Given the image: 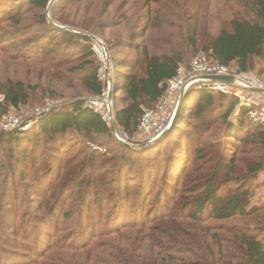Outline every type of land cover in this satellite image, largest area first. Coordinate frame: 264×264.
Returning a JSON list of instances; mask_svg holds the SVG:
<instances>
[{"label": "trees", "instance_id": "16d2710c", "mask_svg": "<svg viewBox=\"0 0 264 264\" xmlns=\"http://www.w3.org/2000/svg\"><path fill=\"white\" fill-rule=\"evenodd\" d=\"M51 1L28 0L31 10L26 13L31 12L32 16L27 22L26 13H23L25 0H10L6 9L0 12V21H9L19 35L44 28L50 29L48 34L56 31L57 37L61 39L57 47L64 46L62 54L58 49L51 52L42 50L38 54L46 56L47 60L39 61L41 68L33 89L36 85L41 88L48 83L54 88L53 91H57V85H65L66 76L75 74L76 78H71L76 79V82H72L73 88L78 86L88 96H103L105 84L99 74L102 63L93 47L91 36L84 31L79 34L51 27L46 15ZM100 1L92 0L83 9V0H76L73 12L67 13L70 11L67 9L66 14L62 15L54 9L53 19L62 25L102 35V30L117 24L114 20L105 24L99 22L102 12ZM131 1H123L124 6L121 7L127 10V20L134 28V36L129 41L123 40L118 46L133 49L137 57L117 60L119 67H127L129 70L121 75V82L117 86V92L121 91L123 96L122 106L114 116V125L130 139L137 133L146 111L157 107L165 96L169 81L176 77L179 67L188 64L199 52L206 54L215 64L235 68L241 73L256 71L259 78L264 77V63L257 68V61L264 60V0ZM65 3L68 5V0ZM221 4L226 6L220 8ZM44 38L49 41L47 35ZM1 39L3 34L0 33V43ZM46 51L49 54L55 51L52 54L55 56L47 55ZM31 85L32 82L24 78L5 77L0 80V95L4 96V100L0 101V119L11 108L31 102ZM191 97L190 94L186 98L185 110L191 105ZM238 104L239 100L233 95L227 100L222 95L217 104L214 94L202 90L198 92L197 104L187 115L180 112L174 125L175 130H184L178 122L181 119L190 129L198 131L201 125L204 128L206 124L215 123L214 117L218 115L224 125L226 141L233 138L244 143L230 161L216 158L215 146L210 145L206 139L194 140L190 136H182L186 144L181 140L164 144L169 138L168 133L153 145L120 144L114 139L112 126L103 115L86 106L83 100L76 99L71 106L46 114L39 123V135L51 146L49 152L42 153L47 160L56 163L51 162V169L38 166L40 149L37 146L32 149L33 158L23 161L19 169L22 179L34 180L32 185H28L30 190L36 189L35 179L41 188L39 177L43 173L52 182L60 181L58 190L49 192V198L41 190L38 191L39 196L45 199L40 210L44 209L53 215L61 207L64 209L68 204L65 195L70 193L75 183L76 188L85 186L80 197L81 203L88 205L87 208L97 207L102 210L107 205L104 195L109 192L108 180L111 175L108 167L113 159L107 162L98 156L99 152H90L79 164H73L87 150L89 152L86 147L88 143L100 137H111L117 146L119 154L115 157L122 161L123 167H117L115 174L120 177L119 184L122 185L119 189L124 194L121 197L124 202H121L117 211L118 206L113 205L105 218L69 216V213L61 212L62 216H29L19 222L18 216H0L2 223L14 229L12 232L5 231L9 238L7 241L14 244L13 248L0 246V264H24L20 257L24 258V254L19 251L25 250L44 257L52 245V234L58 229L60 220L65 218L69 221L74 217L77 221V229L71 232V241L74 243L77 240L83 241L78 236L81 230L90 234L86 240L95 238L97 225L102 223L103 218L105 230L98 236H117L116 246L112 241L105 244L98 242L97 247L88 250V261L84 264H264V202L253 203V196L247 188L264 173V123L249 119V110L243 108L239 124H232L229 117ZM25 142L40 143L17 132L3 131L0 134V147L13 143L24 145ZM219 145H222L221 141ZM154 146L157 150L152 153L155 161L151 168L148 169L144 161L142 166L136 165L140 175L135 168H131L133 175L125 170L133 165V161H138L142 152H148L150 157V149L153 150ZM76 148L81 153L76 154L75 159L70 156L63 162L64 155L72 153ZM8 153L13 159L15 154L10 150ZM244 153H251V157L257 159L242 166L243 172H237L242 165L241 156ZM161 157L166 160L161 162ZM191 159L198 163L194 168L190 166ZM30 166L32 170H29ZM10 169L13 174L16 172L13 164ZM159 183L163 189L156 194ZM229 183L236 186L220 195L223 185ZM86 191L88 195L92 193L91 200L83 198ZM154 194L155 216H150L146 207L151 197L153 200ZM117 195L113 198V204ZM130 204L132 210L127 211L126 206ZM30 219L39 225L31 228ZM85 220L95 221V225H84ZM128 225L131 226L129 232L121 233ZM29 240L32 241L30 247L27 242ZM90 240L81 247L88 249Z\"/></svg>", "mask_w": 264, "mask_h": 264}, {"label": "rangeland", "instance_id": "374dc122", "mask_svg": "<svg viewBox=\"0 0 264 264\" xmlns=\"http://www.w3.org/2000/svg\"><path fill=\"white\" fill-rule=\"evenodd\" d=\"M26 2L23 3V13L25 14L27 11L29 12L31 10L28 0H25ZM92 0H83V7H86V4L90 3ZM123 1L127 0H101L100 3H96V7L99 3V8H102V12L100 13L99 22L105 24L106 22H109L110 20H114L115 27L112 28H106L102 30L103 34H91L92 31H86L81 29H75L72 26L69 25H62L61 23L55 22L53 19V10L55 9L58 11L59 14H66V10L69 9L70 11L67 13H70L72 10H74L76 6V0H68L69 4L67 5L65 3V0H52L50 3V8L46 10V15L48 17V22L51 24V27H54L55 29H63L64 31H70V32H83L85 34H88L91 39V42L93 44V47L96 51V49L100 50L101 53L97 52L99 55V58L102 63V68L100 69V77L105 84V92L103 96L96 97V96H88L83 92L81 88L77 86V88H73V83L76 82V75H68L66 76V83L65 85L62 84L60 87L57 85L58 89L57 91H53L54 88L50 87L48 83H45V87L37 88V85L35 89H33V86L37 84L38 80V74L40 72L41 65L39 64L40 60H47L43 55H39L42 50H49L51 52L53 49L60 50L59 53L62 54V48L57 47L61 44V39L57 37L56 31L53 32V34H48L47 32L50 31V29H33L32 32L26 34L23 33V35H19L16 32V29H12L13 27L10 26L9 21H0V33L3 34V39H1L0 46L2 48V51L0 52V80L4 79L5 77H14V78H24L27 79L28 82H32V85L30 87V90H32V99L29 104L20 105L18 108H11L7 114H5L0 119V134L3 131L6 132H17L18 134L23 135L26 138H32L35 139L36 142H40L38 144L25 142L24 145L20 144H11V145H3L0 147V216H18V221L21 222L24 218H28L29 216H62L61 212H65V214L69 213V216H104V218L108 215V213L113 209V205L118 206L116 211L120 209L121 202H124V200L121 197H124V194L122 193V190L119 189L121 185L119 184L120 177L118 178V175L115 174V171L117 170V167L122 168L123 164L122 161L118 160L116 157L119 154L117 150V146L115 145V142L111 137H100L97 138L94 142L88 143L86 146L87 149L89 148V152L82 155L81 159L78 161H74L75 164H79L81 160H83L90 152H99L98 156H100L101 159L108 160L113 159L110 162V165L108 167V170L110 172L109 177V192L106 195H104L105 202L107 205H105L102 210L97 209L95 207L94 209L87 208L88 205H83L81 203V197L80 195L82 192H84L85 186L76 188L75 185L77 183L73 184V188L71 189L70 193L65 195L67 197V205L63 209V207L60 208L55 214L49 215V213L40 208L43 206V202L45 199H42L41 196H39V190H41L44 196L48 195V198L50 197L49 192H51L53 189L58 190V185L60 184V181L54 180L52 182V179L46 177V173H43L39 177V182H41V188L38 185L37 179H35L36 189L30 190L28 185H32L34 183V180L32 178L22 179L19 173V169L22 168L23 161H27L31 158H33L32 149L35 147H39V156H38V166H47V168H50L51 162L56 163L55 161H49L46 159V157H43L44 151H50L48 148H50L46 143V140L44 137L40 136L39 132V123L43 119V117L55 109L65 108L67 106H71V103L78 99L83 100L85 102V105L88 107H92L98 112H100L103 117L109 118L111 117L114 121V116L117 112V110L122 106V96L123 93L117 92V86H119V83L121 82V75L127 72L129 69L127 67H119V64L117 63V60L122 59H135L136 53L133 49H130L129 47H121L118 46L122 43L123 40H128L132 36H134V28L129 24L127 20V10L126 8H123L121 6H124ZM224 1V0H223ZM10 0H0V12H2L6 7L10 4ZM133 3V0L131 1ZM225 2V1H224ZM108 3V5H107ZM110 4V6H109ZM109 6V7H108ZM226 6L225 4H221L220 8H223ZM230 7L229 5H227ZM85 7L83 9H85ZM108 7V9H107ZM121 7V8H120ZM226 9V8H225ZM108 13H106V11ZM73 12V11H72ZM99 12V10H98ZM30 14V15H29ZM26 20L27 22L29 17L32 16V13H26ZM129 17V15H128ZM31 19V18H30ZM95 22V21H94ZM91 32V33H88ZM43 33H46L44 35H41ZM80 34V33H79ZM48 36L49 41H46L44 36ZM33 37V39H32ZM6 39V40H4ZM33 40V41H32ZM97 40L102 41L103 47H105L102 50V46H100L99 42ZM134 40V39H133ZM3 42V43H2ZM111 42V43H110ZM137 43L138 41H134ZM53 44V45H51ZM110 44H113L115 47H111ZM116 44V46H115ZM64 50V49H63ZM71 51V50H70ZM55 52V51H54ZM53 52V53H54ZM107 55H105V53ZM53 53H48L46 51L47 55H52ZM104 54V55H101ZM103 56V57H102ZM198 56H205L206 57V64L210 66H215L216 64L211 62L206 54L203 52L197 53L193 58L190 59L188 64H182V74L185 77H182L184 81L189 80L190 78L196 77L200 75V72H197L196 70H193V65L197 59ZM257 68L264 63V60H258L257 61ZM228 74H237L241 75L242 73L238 72L235 68L228 69ZM247 77L257 78L259 81L264 83V77L259 78L256 71H251L249 73H244ZM215 81V80H214ZM69 84H71L69 86ZM212 82L207 81H199L198 84L193 85L191 89H187L186 92L183 94V96L179 97V101L175 104H172L170 102H167L163 109L160 111L157 107L153 108V110H150L151 117L145 122V126L148 129V131H145L146 129L143 128V132L140 135L133 136V140H127L125 139V143L121 142L117 139L116 135L122 136L124 133L120 132L118 128L112 124L111 126H115V130H113V136L114 139L117 142H120V144H129V146L138 145V144H145L148 143L150 138H155L150 145L155 144L156 141H158L161 137L169 134V138L166 139L164 144H170L172 141L181 140L184 144L186 142L183 140L182 136H190L194 140L195 139H202L207 140V142L215 146V151L218 157L216 158H223L227 161H230V159L234 156L236 151L240 148V146H243L244 143L237 142L233 138H230V141H226V136L223 133V123L222 120L219 118V116H215V123L206 124L203 128V125L199 126V130L196 131L195 129H190L186 122L182 123V120H178L179 124L183 126L184 130L182 129H174L175 122H177V118L180 112H184L185 115L188 114L191 108H193L197 102H198V92L202 90H208L212 94H214L217 98V104L219 103L220 97L222 95L225 96V99L227 100L231 95L235 96L239 100V104L235 111L230 115L229 120L232 124H239L240 121V115L242 112V109H247L251 111L255 106L256 102H259L260 97L258 96H252L248 91L243 90L239 87L237 88H229V92H223L220 90L212 89L213 85H211ZM235 90H239V96L235 95ZM192 95L191 99V105L189 106L188 110H185L187 107L186 98L188 95ZM240 96H244L243 99H241ZM184 97V102L181 105L180 111L178 115L177 108L180 103V99ZM4 100V96L0 95V101ZM254 102H252V101ZM241 101H243V105H241ZM224 102V101H223ZM159 111V112H157ZM249 113V112H248ZM177 116V117H176ZM176 117V119H174ZM249 118V115H248ZM181 122V123H180ZM40 134V135H39ZM160 134V135H159ZM36 135L37 138L35 137ZM157 136V137H156ZM44 138V139H43ZM123 138V137H121ZM219 141H221L222 145H219ZM182 143V144H183ZM208 145V144H207ZM211 147V146H210ZM154 149H150V157H148V152L144 154L142 152L139 156L140 158L138 161H133L132 166L130 168H125L127 172H131L133 175L134 173L131 171V168L137 170V173L140 175V171L137 168L136 165L142 166L145 161V166L149 169L152 167L154 160L153 151H156L157 148L154 146ZM81 149V148H79ZM8 150L11 151V153H14L15 156L13 159L9 157ZM77 148L75 151L68 155H64L63 162H66L70 156H73V159L77 156L76 154L81 153V151L77 152ZM82 150V149H81ZM52 152V151H51ZM164 153V152H163ZM170 154V152H168ZM79 156V155H78ZM116 156V157H115ZM165 156V155H163ZM257 157H251V153H244L241 156V166L239 169H237V172H243L241 170V167L248 164L250 160H255ZM166 160V158L161 157V162ZM108 162V161H107ZM137 162V163H136ZM13 164L15 167L16 172L13 174L10 169V165ZM190 166L193 168L198 164L197 162H194V159L190 160ZM163 168H164V164ZM33 167L30 166L29 170H32ZM129 170V171H128ZM146 170V169H145ZM145 172V177L148 178L147 172ZM114 173V174H113ZM122 178V177H121ZM117 182V183H116ZM112 185V186H111ZM163 185V184H162ZM236 184L229 183L226 185H223L222 191L219 193L220 195L225 194L227 191L231 190L233 187H235ZM107 188V187H106ZM105 188V189H106ZM247 188L250 190L251 195L253 196V203H262L264 202V173L260 175V177L253 183L247 186ZM163 189V187L160 188V183L158 186V189L155 191V193L159 194L160 190ZM91 190V189H89ZM87 190V191H89ZM84 194L83 198L87 199L90 198V200L93 198L91 195H88V192ZM125 192V189H123ZM75 192V193H74ZM126 193V192H125ZM118 194V195H117ZM156 194L153 195L148 201V205L146 207V212H149L150 216H155L154 214V198ZM117 195L116 202L113 204V198ZM122 195V196H121ZM91 196V197H90ZM162 196V195H161ZM111 200V201H110ZM153 201V202H152ZM162 202V201H161ZM105 203V204H106ZM134 203V200L132 199V203ZM127 205L126 209L127 211L132 210V205ZM161 213V212H160ZM34 218V217H32ZM31 218V219H32ZM104 218L102 219V223H99L97 226V236L99 233L105 230V227L103 225ZM30 219V220H31ZM37 221H30V226H37L35 224ZM95 222V221H94ZM93 221L85 220L84 225L89 224L91 227L94 224ZM61 224V225H60ZM77 221L75 220V217L72 220H66L63 218V220H60V223L58 225V229L54 231L52 235H54L51 246L47 250V254L44 257H40L39 253L36 254L34 252L30 253L31 251L25 250V251H19L21 254H24V258L21 257V261L24 260V264H39V262H44L45 264H76L75 262H78L77 264H84L88 261V250L93 249L94 247H97L99 245L98 242H109L112 241L113 245L116 246L117 240L115 237H101V236H95V238H92L90 240V246L87 249V247H81L82 244H84L86 241V237L90 238V234L86 233L85 230L79 231L76 235L81 237L83 241L77 240L76 243L74 241H71V232L76 228ZM95 225V224H94ZM77 229V228H76ZM75 229V230H76ZM131 229V226H126L125 229L121 231V233L127 234L129 230ZM14 229L10 227V225L6 223H2L0 219V246H4L7 248H13L12 242H8L9 238H7V232H12ZM31 230V229H30ZM17 231V230H15ZM13 234V233H11ZM4 235V239H3ZM73 236V235H72ZM136 237V236H135ZM12 238V237H11ZM20 238V237H19ZM23 239L22 237L20 240ZM28 244H30L28 247L31 246L32 241H27ZM54 244V245H53ZM32 249V248H31ZM46 249V248H45ZM18 250V249H17ZM22 250V249H21ZM33 250V249H32ZM98 250H101L98 249ZM34 251V250H33ZM27 254V255H26ZM31 258V260H30ZM39 260V261H38ZM28 261V262H27ZM36 262V263H35ZM19 264H23L19 262Z\"/></svg>", "mask_w": 264, "mask_h": 264}, {"label": "built area", "instance_id": "2783aa9c", "mask_svg": "<svg viewBox=\"0 0 264 264\" xmlns=\"http://www.w3.org/2000/svg\"><path fill=\"white\" fill-rule=\"evenodd\" d=\"M97 41L99 42L100 46H102V50L104 48L103 51H105V47H103L104 43L100 40H97ZM96 51L101 53V51L98 49H96ZM104 53L105 55H107L106 52ZM101 55H104V54H101ZM228 69L229 68L219 65V64H216L215 66H210L206 64L205 56H198L193 65V70L194 71L196 70L197 72H200L201 74L196 77L190 78L187 81H184L182 78L184 77L182 74V66H180L176 77L169 81L166 94L158 103V106H157L158 110L161 111L167 102L175 104L177 100L179 101V97L183 96V94L186 92L187 89L188 90L191 89L193 85L198 84L199 81L203 80L207 82H212L211 84L213 85L212 89H215V90L229 92V88L233 89V88L239 87L243 90L248 91L250 94H252L251 97L252 96L260 97L259 102H256V106L251 111H249L248 115H249V119L264 123V83L259 81L257 78L247 77L246 75H244V73H242L241 75H237V74L230 75L228 74ZM211 76H232L233 82L230 84L226 82L214 81L213 79L210 78ZM235 91H237L235 92V95L239 96L240 95L239 90H235ZM240 97L241 99L244 98V96H240ZM243 104H244L243 101H241V105ZM151 114L153 115V113H150V110L146 111L143 117L142 123L139 126V129L136 133L137 135L144 133L143 128L146 129L145 131H148V129L145 126V122L147 118L149 119L151 117ZM105 119L107 120L109 125H111V121H112V124H114V121L112 120L111 117H109L108 119L107 118ZM116 137L118 140L124 143L126 142L124 138H126L129 141L133 140V138L130 139L129 136L126 134H123L122 136L116 135ZM153 140H155V138L153 139L150 138L149 142L150 141L152 142Z\"/></svg>", "mask_w": 264, "mask_h": 264}, {"label": "water", "instance_id": "95a60500", "mask_svg": "<svg viewBox=\"0 0 264 264\" xmlns=\"http://www.w3.org/2000/svg\"><path fill=\"white\" fill-rule=\"evenodd\" d=\"M210 78L215 80V81L226 82V83H230V84L233 82V77L232 76H211ZM183 102H184V97H182L180 99V103L178 105L177 112H176L177 114L176 115H178V113L180 111V108H181V105H182ZM176 117L174 119H176ZM114 127L115 126H112V131L115 130ZM150 143L151 142H148V143H146V145H150ZM127 145H129V144H127Z\"/></svg>", "mask_w": 264, "mask_h": 264}]
</instances>
